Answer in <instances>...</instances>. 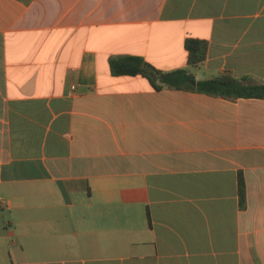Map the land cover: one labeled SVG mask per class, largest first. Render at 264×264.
Returning a JSON list of instances; mask_svg holds the SVG:
<instances>
[{
    "label": "crops",
    "instance_id": "1",
    "mask_svg": "<svg viewBox=\"0 0 264 264\" xmlns=\"http://www.w3.org/2000/svg\"><path fill=\"white\" fill-rule=\"evenodd\" d=\"M122 56L264 84V0H0V264H264V100Z\"/></svg>",
    "mask_w": 264,
    "mask_h": 264
},
{
    "label": "trees",
    "instance_id": "2",
    "mask_svg": "<svg viewBox=\"0 0 264 264\" xmlns=\"http://www.w3.org/2000/svg\"><path fill=\"white\" fill-rule=\"evenodd\" d=\"M184 46L188 53L189 66L197 67L205 61L208 48L205 41L187 38ZM109 68L113 76H141L157 91L167 88L225 98L264 100V84H245L243 80L229 75L196 81L194 76L185 69L161 72L137 56L112 58L109 61ZM238 191L243 199L244 181L241 177L238 178Z\"/></svg>",
    "mask_w": 264,
    "mask_h": 264
},
{
    "label": "rangeland",
    "instance_id": "3",
    "mask_svg": "<svg viewBox=\"0 0 264 264\" xmlns=\"http://www.w3.org/2000/svg\"><path fill=\"white\" fill-rule=\"evenodd\" d=\"M7 215H8V212L7 211H4V212H1L0 211V224H1V222L6 221L4 219V217H6ZM2 216H4V217H2Z\"/></svg>",
    "mask_w": 264,
    "mask_h": 264
},
{
    "label": "water",
    "instance_id": "4",
    "mask_svg": "<svg viewBox=\"0 0 264 264\" xmlns=\"http://www.w3.org/2000/svg\"><path fill=\"white\" fill-rule=\"evenodd\" d=\"M194 85V83H192Z\"/></svg>",
    "mask_w": 264,
    "mask_h": 264
}]
</instances>
